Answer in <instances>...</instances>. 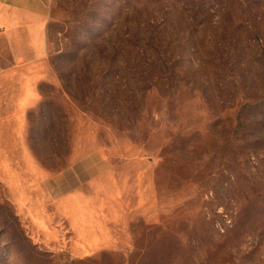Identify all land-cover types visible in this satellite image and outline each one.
I'll list each match as a JSON object with an SVG mask.
<instances>
[{
  "label": "rangeland",
  "instance_id": "obj_1",
  "mask_svg": "<svg viewBox=\"0 0 264 264\" xmlns=\"http://www.w3.org/2000/svg\"><path fill=\"white\" fill-rule=\"evenodd\" d=\"M45 1L13 188L23 160L0 159V264H264V0ZM95 150L104 215L80 248L28 213L40 180Z\"/></svg>",
  "mask_w": 264,
  "mask_h": 264
},
{
  "label": "crops",
  "instance_id": "obj_2",
  "mask_svg": "<svg viewBox=\"0 0 264 264\" xmlns=\"http://www.w3.org/2000/svg\"><path fill=\"white\" fill-rule=\"evenodd\" d=\"M49 15L45 0H0V64H5L0 66V159L23 160L12 174V188L24 162L32 158L25 145L26 115L40 101L37 84L42 80L39 70L48 60ZM10 138L16 144L12 156L4 145ZM2 167L0 162L1 174ZM108 175L110 164L105 152L95 150L40 180L43 196L33 202L28 215L41 230H48L55 218L65 222L75 244L89 248L86 232L103 212L98 188ZM29 206L26 202L27 210Z\"/></svg>",
  "mask_w": 264,
  "mask_h": 264
}]
</instances>
